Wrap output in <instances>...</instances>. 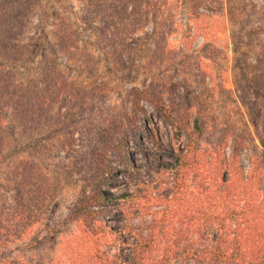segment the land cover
Instances as JSON below:
<instances>
[{
  "label": "rangeland",
  "instance_id": "374dc122",
  "mask_svg": "<svg viewBox=\"0 0 264 264\" xmlns=\"http://www.w3.org/2000/svg\"><path fill=\"white\" fill-rule=\"evenodd\" d=\"M154 1L160 11H150L147 22L123 41L114 40L116 28L106 35L91 28L81 0H43L39 6L24 38V56L7 68L16 72L17 83L41 87L46 86L47 65L61 76L57 74L55 92L49 89L50 109L37 130L25 132L12 116L6 121L0 193L12 200L10 171L22 161L48 181L39 206L27 210L21 223L33 227L25 234L21 228L11 238L0 252L1 261L84 264L75 253L80 229L71 209L95 190L116 197L105 204L112 213L102 217L112 227L120 229L128 222L138 231L147 228L152 216L140 206L131 209L132 199L147 189L154 195L158 190L173 192L175 174L167 166L175 163L176 141L173 125L153 102L142 101L145 111L139 113L137 125L130 123L127 114H133L136 89L154 92L179 119L187 116L191 126L198 117L205 147L226 140L229 156L234 136L243 137L248 146L237 166L245 172L251 168L254 148H262L256 129L264 130V94L257 90L264 87V33H255L263 20V13L257 12L263 0ZM145 5L141 0L140 6ZM98 17L101 21V14ZM68 27L79 36L74 56L61 49ZM107 129L114 131L107 135ZM94 165L111 170L101 178ZM189 189L195 191L192 181ZM217 223L193 236L197 247L213 240ZM119 251L131 253L125 246L111 250Z\"/></svg>",
  "mask_w": 264,
  "mask_h": 264
},
{
  "label": "trees",
  "instance_id": "16d2710c",
  "mask_svg": "<svg viewBox=\"0 0 264 264\" xmlns=\"http://www.w3.org/2000/svg\"><path fill=\"white\" fill-rule=\"evenodd\" d=\"M140 2L81 0L84 18L91 28H100L106 35L112 28L119 33L123 26L120 34L114 32V40L122 38V41L147 22L150 11L157 13L160 8L154 0H145V7H141ZM42 3L43 0H0V151L7 143L5 124L10 116L25 132L40 127L50 109L49 89L55 92L58 75L61 76L55 67L47 65L46 86L41 87L37 83H17L16 72L7 68L24 56V38ZM257 12L263 13L261 25L255 30L258 37L264 33V0ZM107 13V18L102 20ZM62 34L61 49L74 56L72 47L77 48L75 42L79 36L69 27ZM257 90L259 95L264 94V87L258 86ZM142 101L153 102L175 129V163L167 166V170L175 174L173 192L164 194L158 190L154 195L153 190L147 189L146 194L132 199L131 209L140 206L145 215L152 216L147 228L139 231L128 222L115 229L102 219L112 213L105 204L115 202L116 197L98 190L84 194L71 209V216L80 229L75 247L77 257L84 264H264V130L256 129L255 135L262 148H254L251 168L245 172L237 166L241 151L248 146L243 137L234 136L229 156L224 152L226 140L205 147L202 143L205 131L198 117H194L191 126L187 116L179 119L173 108L148 89L134 90V111L127 114L131 124L137 125L139 113L145 111L140 106ZM113 131L107 129L105 134L111 135ZM183 136L187 138L186 143H183ZM212 154H219V157H212ZM23 162L10 171L8 182L13 184L12 200L0 193V252L11 238H16L21 228V233L25 234L33 227L34 224L24 226L21 223L27 219V210L39 206L47 179L39 169L28 168ZM110 170L107 165H94L93 169L101 178ZM191 181L195 191L189 189ZM215 222H218V234L211 244L197 247L193 236L203 234ZM117 246L130 248V255L124 251L112 253ZM0 264L23 262L0 260Z\"/></svg>",
  "mask_w": 264,
  "mask_h": 264
}]
</instances>
